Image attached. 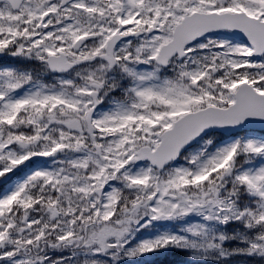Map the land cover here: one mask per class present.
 <instances>
[{
	"label": "snow or ice",
	"instance_id": "1",
	"mask_svg": "<svg viewBox=\"0 0 264 264\" xmlns=\"http://www.w3.org/2000/svg\"><path fill=\"white\" fill-rule=\"evenodd\" d=\"M257 123L264 0H0V264H264Z\"/></svg>",
	"mask_w": 264,
	"mask_h": 264
},
{
	"label": "trees",
	"instance_id": "2",
	"mask_svg": "<svg viewBox=\"0 0 264 264\" xmlns=\"http://www.w3.org/2000/svg\"><path fill=\"white\" fill-rule=\"evenodd\" d=\"M189 257L186 256V254H180L178 256L169 257L168 259L172 260H181V259H188ZM241 259V258H238Z\"/></svg>",
	"mask_w": 264,
	"mask_h": 264
},
{
	"label": "water",
	"instance_id": "3",
	"mask_svg": "<svg viewBox=\"0 0 264 264\" xmlns=\"http://www.w3.org/2000/svg\"><path fill=\"white\" fill-rule=\"evenodd\" d=\"M253 127H254V128H262V129H264V125H261V124H259V123L253 125Z\"/></svg>",
	"mask_w": 264,
	"mask_h": 264
}]
</instances>
